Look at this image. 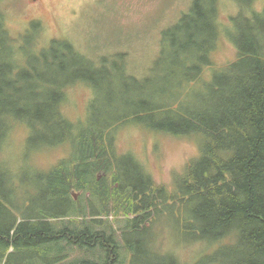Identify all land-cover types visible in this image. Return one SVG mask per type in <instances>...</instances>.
I'll use <instances>...</instances> for the list:
<instances>
[{
	"label": "trees",
	"instance_id": "obj_1",
	"mask_svg": "<svg viewBox=\"0 0 264 264\" xmlns=\"http://www.w3.org/2000/svg\"><path fill=\"white\" fill-rule=\"evenodd\" d=\"M216 2L192 0L188 11L161 33L155 58L165 59L168 44L175 46L174 58L190 48L184 67L192 73L176 81L182 91L201 81L204 68L208 70L210 79L197 90L193 105H182L184 99L164 103L168 92L153 91L152 99H159L150 107L112 121L82 124L81 117L72 119L66 109L68 86L86 84L78 78L56 85L53 107L35 104L41 108L27 110L30 117L49 116L50 123L60 126L62 137L56 143L65 155L48 170H34L36 183L45 188V205L37 208L27 198L16 207L21 216L12 213L13 203L7 200L15 190L3 191L14 184L5 169V181L0 180V213L6 217L0 219V264H187L141 248L139 239L131 236L151 232L153 217L178 203L189 217L182 219L185 235L202 242L203 252L189 264H264V9H255L254 0L243 1L248 10L227 18L233 26L226 31ZM9 36L0 9V75L15 72L29 79L36 60L48 65V57L58 61L63 54L73 58L72 73H81L76 68L93 73L96 68L64 38L51 40L35 61L20 60L15 46L6 48ZM226 38L235 48L230 62L218 60L214 53ZM53 43H61L63 53L54 51ZM3 82L0 77L6 96L0 105H8L12 89L4 90ZM40 86L34 102L46 103L53 85L47 81ZM160 105L168 108L166 115L157 111ZM11 112L17 119L27 118L22 109ZM147 115L158 122L153 130L190 140L196 148L170 178L171 190L165 182L158 184L141 160L116 150V127ZM14 127L9 116L0 124V150ZM71 190L79 191L77 198ZM70 245L77 247L80 258L70 259L65 252ZM215 247H223L222 261L210 254Z\"/></svg>",
	"mask_w": 264,
	"mask_h": 264
},
{
	"label": "rangeland",
	"instance_id": "obj_2",
	"mask_svg": "<svg viewBox=\"0 0 264 264\" xmlns=\"http://www.w3.org/2000/svg\"><path fill=\"white\" fill-rule=\"evenodd\" d=\"M243 1L246 0L216 2L220 9L219 15L226 22V31L233 26L229 20L225 21L227 18L238 11L248 10ZM190 3L191 0H0L4 27L16 39V42H12L9 36L5 40L6 48L15 46L20 60L35 61L51 40L66 38L75 49L97 65L94 64L96 68L93 73L80 71V68H76V71L81 73H72L69 59L73 58L63 54V58L58 61L48 57V65L43 60H36L35 70L29 79L15 72L0 75L4 90H16L14 96L11 91L8 105H0V124L8 116L15 124L5 146H1L0 150V180L5 181V176L7 179L14 178L13 185L3 188L5 192L15 190L7 199L13 203L11 210L14 215H22L16 207L27 198L37 208L45 205L42 200L45 188L36 183L37 173L34 170L53 166L56 158L65 155L56 143L62 137L60 126L50 123L52 120H49V116H40L38 119L27 114V110L41 108L35 104L53 107L56 85L61 86L71 79L86 80V84L68 86L67 90L69 104L66 109L72 119L81 117L82 124L93 120L103 123L107 118L112 121L124 114L128 116L134 109L141 111L150 107L148 105L151 102L157 103L159 99H152L153 91L158 95L168 92L163 97L164 103L184 99L182 105H193L198 96L197 90L209 81L210 73L204 68L201 81L189 84L188 89L183 91L176 87V81H180L183 74L192 73L184 67L187 66L184 57L189 55L190 48L184 47L174 58L175 46L168 44L165 59L158 62L155 59L159 52L161 31L176 23L179 16L188 11ZM253 7L264 9V0H254ZM229 39L221 41L217 51H213L218 60L230 62L235 58V48ZM53 45L54 51L63 53L59 49L61 43ZM27 54L33 56L27 57ZM214 65L218 66V63ZM12 78H18V81L13 82ZM47 81L53 85L47 102H34L35 94L41 91L40 84ZM2 93L0 90V103L6 98ZM17 108L24 111L26 119L15 117L11 110ZM167 109L160 105L157 111L166 115ZM135 120L126 119L122 122L123 126H117L119 129L113 131L118 135L116 150L119 153H131V156L141 160L154 180L158 184L165 182L171 190L170 178L178 174L180 166L196 152L195 145L188 142L190 140H178L153 130L152 127L158 122L148 115L139 122ZM7 168L9 172L4 176ZM71 192L74 196L79 194V191ZM19 210L23 211L22 208ZM5 218L0 213V219ZM153 218L151 232L131 235L139 239L141 248L153 249L161 255H173L179 262L187 264L199 258L203 252L199 245L202 242L185 235L188 233L182 229V219L189 221V217L181 204L165 207ZM113 225L117 226V223L113 222ZM223 251V247L216 248L210 254L222 261L221 258L225 257ZM65 252L70 259L82 256L76 246L66 247Z\"/></svg>",
	"mask_w": 264,
	"mask_h": 264
},
{
	"label": "bare ground",
	"instance_id": "obj_3",
	"mask_svg": "<svg viewBox=\"0 0 264 264\" xmlns=\"http://www.w3.org/2000/svg\"><path fill=\"white\" fill-rule=\"evenodd\" d=\"M138 164V163H137ZM139 166V165H138ZM62 210V209H61ZM59 211V210H58Z\"/></svg>",
	"mask_w": 264,
	"mask_h": 264
}]
</instances>
